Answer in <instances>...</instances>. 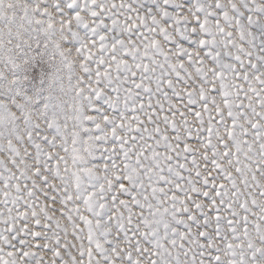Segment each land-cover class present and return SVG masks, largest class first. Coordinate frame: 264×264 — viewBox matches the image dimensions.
Returning <instances> with one entry per match:
<instances>
[{"label":"snow or ice","instance_id":"obj_1","mask_svg":"<svg viewBox=\"0 0 264 264\" xmlns=\"http://www.w3.org/2000/svg\"><path fill=\"white\" fill-rule=\"evenodd\" d=\"M0 264H264V0H0Z\"/></svg>","mask_w":264,"mask_h":264}]
</instances>
